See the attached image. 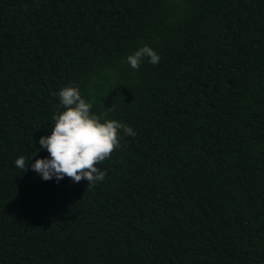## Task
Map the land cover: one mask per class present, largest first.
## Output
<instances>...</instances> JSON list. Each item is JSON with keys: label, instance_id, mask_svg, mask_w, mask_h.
Segmentation results:
<instances>
[{"label": "trees", "instance_id": "obj_1", "mask_svg": "<svg viewBox=\"0 0 264 264\" xmlns=\"http://www.w3.org/2000/svg\"><path fill=\"white\" fill-rule=\"evenodd\" d=\"M71 84L135 132L90 188L15 166ZM0 264H264V0H0Z\"/></svg>", "mask_w": 264, "mask_h": 264}, {"label": "clouds", "instance_id": "obj_2", "mask_svg": "<svg viewBox=\"0 0 264 264\" xmlns=\"http://www.w3.org/2000/svg\"><path fill=\"white\" fill-rule=\"evenodd\" d=\"M160 59L154 49L143 45L128 55L124 62L137 70L145 60L156 65ZM57 96L58 109L62 111L53 117L50 134L39 139L40 147L35 148L38 150L35 155L20 156L15 166L30 168L45 182L58 184L67 177L73 183L85 180L88 188L94 187L107 175L98 165L120 147L122 136H134L135 132L126 124L93 112V103L82 96L76 84L60 89ZM109 109L115 110L114 103ZM45 150L47 157L34 159Z\"/></svg>", "mask_w": 264, "mask_h": 264}]
</instances>
